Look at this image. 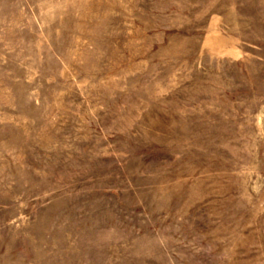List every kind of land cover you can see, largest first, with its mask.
<instances>
[{
	"label": "rangeland",
	"instance_id": "374dc122",
	"mask_svg": "<svg viewBox=\"0 0 264 264\" xmlns=\"http://www.w3.org/2000/svg\"><path fill=\"white\" fill-rule=\"evenodd\" d=\"M0 264H264V0H0Z\"/></svg>",
	"mask_w": 264,
	"mask_h": 264
},
{
	"label": "bare ground",
	"instance_id": "6f19581e",
	"mask_svg": "<svg viewBox=\"0 0 264 264\" xmlns=\"http://www.w3.org/2000/svg\"><path fill=\"white\" fill-rule=\"evenodd\" d=\"M229 13V12H228ZM253 69V68H252ZM255 69V68H254Z\"/></svg>",
	"mask_w": 264,
	"mask_h": 264
}]
</instances>
